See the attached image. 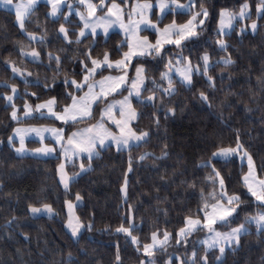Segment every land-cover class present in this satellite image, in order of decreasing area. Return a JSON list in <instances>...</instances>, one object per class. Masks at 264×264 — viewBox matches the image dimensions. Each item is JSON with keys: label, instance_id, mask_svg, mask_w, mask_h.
<instances>
[{"label": "snow or ice", "instance_id": "obj_1", "mask_svg": "<svg viewBox=\"0 0 264 264\" xmlns=\"http://www.w3.org/2000/svg\"><path fill=\"white\" fill-rule=\"evenodd\" d=\"M40 3L41 0H0L4 8L15 10V22L28 41L16 42L19 55L52 73L41 79L39 73L18 66L10 57L3 61L10 69L12 79L19 77L25 85V90L20 92L16 83L0 81V85L7 89L0 92V100L5 102V107L11 108L9 118L17 125L7 137V144L19 155L57 159L58 182L66 194L81 173L93 170L92 162L101 157L102 152L126 151L129 153L128 165L121 186L125 203L128 201V173L134 171L132 149L147 144L152 135L160 130L162 119L167 121L176 117L178 110L183 112L184 108L174 102L181 88L195 89L196 78L202 77L207 89H215L217 78L221 81L225 79L223 70L219 77L213 75V70L219 65L227 69L235 64L229 52L232 46L225 37H230L237 30V25L240 36L249 31L256 34L264 28V23H259L264 21V0H243L238 8H221L217 13L213 43L216 50L225 55L213 59L212 54L204 49L194 60L191 52L185 55V50L201 44V37L208 31L212 14L205 0H45L49 8L45 13L46 20L59 25L54 38L63 44L52 48L49 46L52 42L47 22L32 19ZM177 14L187 19L178 23L175 19ZM73 15L79 17L82 26L70 32L66 25ZM168 16L173 18L169 23H163ZM249 20L251 23H246ZM29 24H34L36 30H29ZM115 28L119 31L114 34L123 38L112 51L104 48L95 54L99 40L106 44L111 39L110 30ZM142 32L151 33L153 38L141 35ZM86 39H91L92 43L80 49ZM74 45L77 47L74 48ZM70 51L75 55H69ZM69 61L76 66L65 70L63 65ZM149 65L158 72V78L150 74ZM228 78H231L230 73ZM256 81L264 100V72L256 76ZM29 86L40 88L44 95L29 92ZM57 88L61 92L51 95ZM195 95L202 104L213 107L209 91L196 89ZM28 97L34 98L35 102ZM18 99L22 101L20 105L16 103ZM250 99L255 102L256 92ZM145 116L149 118L150 125L142 128L139 122ZM28 119L52 120L59 126H21ZM33 134L40 146L28 148L25 139ZM45 140L49 142L45 143ZM2 143L4 141H0ZM202 151L195 168L197 172L207 171L200 183L196 173L189 178L182 157L172 166L170 173L167 168L161 172V165L156 162L170 157L167 142L160 145L159 154L144 152L135 158L138 162L151 160L163 187L176 184L182 186L188 195L198 196L197 210L183 218V226L174 233L154 226L147 242L134 235L140 226L131 212L125 213L124 222L114 231L130 238L142 257L138 258V264H157V254L166 253L172 246L183 247L185 251L183 255L175 252L167 255L163 264H210V250H214L213 264H225L227 254L240 248L241 238L251 235L253 229L257 236H264V164L258 169L252 152L240 139V131H235L232 143L226 144L216 138L206 140ZM237 162L240 187L229 191L230 178L226 179L217 165ZM69 166L72 171H69ZM2 187L3 181H0ZM83 200L80 192L74 194L75 203L71 199L65 200L68 209L66 227L71 236L77 238V243L82 230L90 232L94 227L92 218L83 221L74 211ZM26 210L33 217L56 214L51 203L40 199L30 201ZM164 211L166 215L167 211ZM18 219L15 215L6 217L5 227L18 224ZM222 228L227 231H221ZM104 230L113 229L111 225H105ZM195 232L207 234L199 241L203 246L202 252L195 246L191 252L187 250L189 237ZM60 255L61 260L54 264H78L71 250L66 255L63 252ZM113 264H124L119 245H116Z\"/></svg>", "mask_w": 264, "mask_h": 264}, {"label": "trees", "instance_id": "obj_2", "mask_svg": "<svg viewBox=\"0 0 264 264\" xmlns=\"http://www.w3.org/2000/svg\"><path fill=\"white\" fill-rule=\"evenodd\" d=\"M242 2L243 0H205V4L212 14L208 22V31L201 37V44L192 49H186L185 55L191 52L195 60L197 55L207 49L213 59L224 56L225 53L217 51L213 43L217 13L224 7L238 8ZM48 10L46 3H40L32 19L33 21H46L49 40L52 42L49 46L52 48L61 47L63 46L62 42L54 38L55 30L59 25L50 19L46 20L45 13ZM254 12L255 9H253ZM172 18V16H168L163 20V23H169ZM252 18H256L254 14ZM175 19L178 23H182L187 17L177 14ZM69 21L66 27L70 32L81 27L77 17L71 16ZM246 23L250 24L251 21H246ZM259 23H264V21ZM28 27L29 30H36L34 24H29ZM115 32L110 33L111 39L106 44L103 40H99L95 54L104 48L109 51L114 49L123 38L122 35H115ZM142 35H149L150 39L153 38L151 33L142 32ZM225 38L232 46L229 48V52L232 53L235 64L227 69H224L223 65H219L213 70V75L217 77L223 70L225 79L221 81L217 78L215 89H207L202 77L196 78L195 89L189 91L181 88L178 95L174 97V102L184 108L183 112L178 110L176 117L169 118L167 121L162 119L160 130L152 135L149 142L142 144L139 148L132 149L134 171L128 173L127 203L122 198L121 186L128 165V152L114 150L102 152L101 157L93 160V170L81 173L70 186V192L66 194L58 182L56 166L59 161L57 159L18 155L7 144V137L11 135L12 129L17 125L9 118L11 108L5 107V102L0 100V141H4L0 144V181H3V187L0 188V264H54L61 260V252L66 255L69 250L73 252L78 264H113L116 245H119L124 264H138V258L142 257L130 242V238L114 231L115 227L124 222L126 212H131L135 222L140 226L134 235H137L142 242H147L154 226L167 228L168 231L174 233L180 226H183V218L197 210L198 196L188 195L182 186L176 184L167 188L163 187L157 171L151 166V160L138 162L135 159L144 152L159 154L160 145L164 142L170 145V157L163 162H156L161 165V172L167 168L170 173L172 166L176 165L178 159L182 157L184 165L188 169L189 178L193 173H196L198 183L207 171L197 172L195 168L199 157L203 154L202 149L206 140L216 138L222 139L226 144L232 143L236 130L240 131L241 141L252 152L258 169L261 164H264V100L261 99L256 81V76L264 72V28L259 29L256 34L249 31L240 36L237 25V30L230 37ZM17 41L28 42L18 29L15 13L0 8V81L16 83L18 90L23 92L25 85L22 79L19 77L15 80L12 79L10 69L6 68L3 63L5 59L10 57L17 62L18 66L26 67L33 73H39L41 79L46 74L50 76L52 73L21 57L17 51ZM91 43V39H86L79 48L84 49ZM175 51V49L172 50L173 53ZM68 54L75 55L71 51ZM75 66V63L70 61L63 65L65 70ZM149 68L150 74L158 78L155 68L151 65ZM228 73L231 74L230 79ZM107 74L105 73V75ZM200 88L209 91L212 108H208L196 98V89ZM5 91L7 89L0 85V92ZM28 91L44 95L42 90L37 87L29 86ZM59 92L61 89L57 88L50 94L57 95ZM253 92H256L255 102L250 99ZM27 99L35 102L34 98L28 97ZM16 103L20 105L22 101L18 99ZM41 124L59 126L58 122L54 124L52 120L37 119L24 120L21 126ZM149 125L150 120L147 116L139 122V126L142 128ZM26 145L28 148L40 146L38 141L33 140L27 141ZM217 167L221 168L226 179L230 178L229 191L240 187L238 162L218 164ZM72 170L69 166V171ZM76 170L78 171V169ZM157 188L160 190L156 191ZM76 192H80L84 196L83 202L76 207L77 215L83 221L92 218L94 224L92 231H82L78 243L77 238H73L66 227L65 204V200L74 201ZM37 199L51 203L56 214L53 217H32L27 212L26 205ZM129 205H131V209H129ZM164 210L167 211L166 215ZM10 215L19 218L18 224L7 228L5 227V218ZM242 217L243 213L241 219ZM105 225H111L113 230H104ZM221 230L226 231L227 229L222 228ZM204 235L205 232L193 233L189 237L187 250L191 252L195 246L202 252L203 246L199 244V241L203 239ZM184 251L183 247H169L166 253L157 254V262L163 264L167 255L174 252L183 255ZM212 252L209 251L210 264H213ZM225 264H264V236H257L253 229L251 235L241 238L240 248L227 254Z\"/></svg>", "mask_w": 264, "mask_h": 264}, {"label": "rangeland", "instance_id": "obj_3", "mask_svg": "<svg viewBox=\"0 0 264 264\" xmlns=\"http://www.w3.org/2000/svg\"><path fill=\"white\" fill-rule=\"evenodd\" d=\"M42 1H45V0H41V3H42ZM17 2H18V0H17ZM93 2H97V1H95V0H93ZM118 2H119V0H118ZM0 8H2V9H6V10H9V11H12V12H14L15 13V10L14 9H8V8H4L2 5H0ZM82 11L84 10V9H81ZM97 14L98 15H100V12H99V10H98V12H97ZM75 16V15H74ZM75 17H77V19L79 20V17L78 16H75ZM80 22V21H79ZM81 23V22H80ZM81 26H82V24H81ZM118 32L119 31V29L118 28H115V29H111L110 30V33H112V32ZM142 34V33H141ZM135 61V60H134ZM134 61H133V63H134ZM130 75L132 74L131 73V71H130V73H129ZM23 127H29V126H23ZM29 138V139H28ZM27 140L28 141H31V140H33V141H38V138L37 137H35L34 136V134L33 135H29L28 137H26V140H25V143L27 142ZM16 143H17V145H18V141H16ZM19 155V154H18ZM30 155V154H29ZM75 203V202H74ZM80 203H78L77 205H79ZM66 211H67V214H68V209H67V206H66ZM75 213H76V208H75ZM76 215H77V213H76ZM41 216H45V217H50V216H48V215H38V216H36V217H41ZM54 216V215H53ZM53 216H51V217H53ZM33 217V216H32ZM68 229V228H67ZM69 230V229H68ZM221 230V229H220ZM70 231V230H69ZM83 231V230H82ZM221 231H224V230H221ZM227 231V230H226ZM206 232H205V235H204V237H203V239H205L206 238ZM202 239V240H203ZM210 251H214V250H210ZM157 264H158V262H157Z\"/></svg>", "mask_w": 264, "mask_h": 264}, {"label": "crops", "instance_id": "obj_4", "mask_svg": "<svg viewBox=\"0 0 264 264\" xmlns=\"http://www.w3.org/2000/svg\"><path fill=\"white\" fill-rule=\"evenodd\" d=\"M43 2L45 3V1H42V3H43ZM73 16H74V15H73ZM141 35H142V34H141ZM28 139H29V138H28ZM25 140H26V139H25ZM27 141H28V140H27ZM48 141H49V140H45V143H48ZM26 143H27V142H26ZM37 147H39V146H37Z\"/></svg>", "mask_w": 264, "mask_h": 264}]
</instances>
